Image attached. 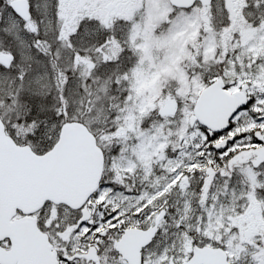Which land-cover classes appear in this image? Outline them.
I'll return each mask as SVG.
<instances>
[{"label":"snow or ice","instance_id":"1","mask_svg":"<svg viewBox=\"0 0 264 264\" xmlns=\"http://www.w3.org/2000/svg\"><path fill=\"white\" fill-rule=\"evenodd\" d=\"M0 264H264V0H0Z\"/></svg>","mask_w":264,"mask_h":264}]
</instances>
